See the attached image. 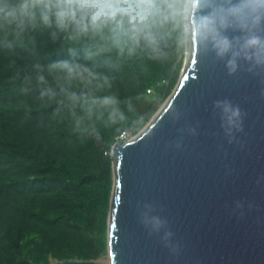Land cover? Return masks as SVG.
Returning a JSON list of instances; mask_svg holds the SVG:
<instances>
[{
    "label": "trees",
    "instance_id": "16d2710c",
    "mask_svg": "<svg viewBox=\"0 0 264 264\" xmlns=\"http://www.w3.org/2000/svg\"><path fill=\"white\" fill-rule=\"evenodd\" d=\"M53 31L0 30V264H101L112 148L145 128L181 77L185 29L160 59L98 55L91 41ZM62 61L92 75L48 71ZM105 96L115 105L84 103Z\"/></svg>",
    "mask_w": 264,
    "mask_h": 264
},
{
    "label": "water",
    "instance_id": "95a60500",
    "mask_svg": "<svg viewBox=\"0 0 264 264\" xmlns=\"http://www.w3.org/2000/svg\"><path fill=\"white\" fill-rule=\"evenodd\" d=\"M191 40L165 106L112 148L107 264H264V64L240 60L229 75ZM218 101L239 108L240 130L224 123Z\"/></svg>",
    "mask_w": 264,
    "mask_h": 264
},
{
    "label": "clouds",
    "instance_id": "9594fccd",
    "mask_svg": "<svg viewBox=\"0 0 264 264\" xmlns=\"http://www.w3.org/2000/svg\"><path fill=\"white\" fill-rule=\"evenodd\" d=\"M262 24L264 0H229L227 6H219L217 0H0V30L17 38L54 30L53 37L63 34L71 41H91L98 55L132 56L143 51L160 59L167 41L177 32L183 36L187 26L206 51L225 62L229 75L237 71L240 60L264 64V38L257 34ZM48 71L63 73L69 80L92 75L88 68L68 61L53 64ZM39 80L44 82V77ZM84 103L112 106L116 101L105 96L85 98ZM216 107L227 126L240 130L239 108L227 101H218ZM151 223L156 230L163 226L159 218Z\"/></svg>",
    "mask_w": 264,
    "mask_h": 264
},
{
    "label": "rangeland",
    "instance_id": "374dc122",
    "mask_svg": "<svg viewBox=\"0 0 264 264\" xmlns=\"http://www.w3.org/2000/svg\"><path fill=\"white\" fill-rule=\"evenodd\" d=\"M185 31H186V43H185V50H184V63H183V68L181 71V75L182 76L185 72V70L187 69L189 63H190V59H191V53H192V33L189 32L187 26H185ZM174 92V91H173ZM172 95V94H171ZM170 95V96H171ZM169 96V97H170ZM169 99V98H168ZM168 99L164 102V104L161 106L160 110L165 106L166 102L168 101ZM159 110V111H160ZM159 111L156 113V115L159 113ZM155 115V116H156ZM155 116L153 117V119L155 118ZM148 125V124H147ZM147 125L145 126V128L147 127ZM114 164H115V160H114ZM113 164V165H114ZM101 263V264H107V255L106 257L101 258L100 260L96 261V263Z\"/></svg>",
    "mask_w": 264,
    "mask_h": 264
},
{
    "label": "built area",
    "instance_id": "2783aa9c",
    "mask_svg": "<svg viewBox=\"0 0 264 264\" xmlns=\"http://www.w3.org/2000/svg\"><path fill=\"white\" fill-rule=\"evenodd\" d=\"M127 136H128V134H126V133L122 134L120 136L121 141H129V140H127Z\"/></svg>",
    "mask_w": 264,
    "mask_h": 264
}]
</instances>
